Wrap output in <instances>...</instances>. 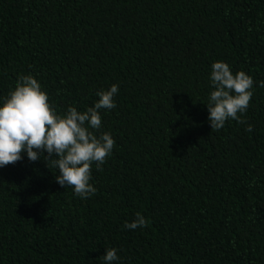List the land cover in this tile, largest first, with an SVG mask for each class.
I'll use <instances>...</instances> for the list:
<instances>
[{
  "label": "trees",
  "instance_id": "trees-1",
  "mask_svg": "<svg viewBox=\"0 0 264 264\" xmlns=\"http://www.w3.org/2000/svg\"><path fill=\"white\" fill-rule=\"evenodd\" d=\"M215 61L254 81L218 131ZM29 74L61 115L118 84L115 146L87 199L47 153L0 168V264H264V0H0V98Z\"/></svg>",
  "mask_w": 264,
  "mask_h": 264
},
{
  "label": "clouds",
  "instance_id": "clouds-1",
  "mask_svg": "<svg viewBox=\"0 0 264 264\" xmlns=\"http://www.w3.org/2000/svg\"><path fill=\"white\" fill-rule=\"evenodd\" d=\"M209 80L213 90L205 105L211 129L218 131L231 120L246 123L242 117L253 97V78L244 71L233 73L224 61H215ZM259 87H264V81L259 82ZM118 93L119 85L112 84L96 93L98 100L93 106L84 111L70 106L61 115L37 78L31 74L19 76L14 88L0 98V168L22 160L25 154L35 162L47 153L45 157L58 170L55 180L61 187H71L81 199L94 195L97 189L90 182L92 166L99 169L115 146L112 134L101 131V112L116 108ZM253 130L248 124L246 131ZM146 224L145 217L137 212L124 227L143 229ZM117 253L116 248L106 249L103 264L119 261Z\"/></svg>",
  "mask_w": 264,
  "mask_h": 264
}]
</instances>
